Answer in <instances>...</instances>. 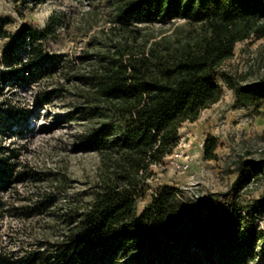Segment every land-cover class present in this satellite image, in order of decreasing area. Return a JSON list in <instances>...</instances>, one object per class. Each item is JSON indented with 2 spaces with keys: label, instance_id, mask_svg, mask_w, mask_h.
<instances>
[{
  "label": "trees",
  "instance_id": "1",
  "mask_svg": "<svg viewBox=\"0 0 264 264\" xmlns=\"http://www.w3.org/2000/svg\"><path fill=\"white\" fill-rule=\"evenodd\" d=\"M88 1L93 8L81 26L90 38L75 60L46 46L65 28L61 14L44 28L24 25L18 33L0 16V36L8 38L0 95L5 84L61 76L65 81L46 94L75 99L69 117L85 120L78 147L101 156L87 198L69 192L67 174L21 169L13 159L19 154L8 156L0 145V189L26 179L53 186L19 192L22 204L0 196V237L6 215L19 221L9 225L18 245L0 247V264H264V197L236 200L252 180H264V160H246L234 193L190 204L182 187L164 183L138 210L152 188L151 167L177 149L183 124L222 99L221 76L236 90L235 107L261 113L264 76L244 84L223 65L239 42L264 37V0H109L108 12ZM159 23L175 29L157 32ZM2 103L10 120L29 114L9 97ZM218 146L209 135L205 157L217 159Z\"/></svg>",
  "mask_w": 264,
  "mask_h": 264
},
{
  "label": "rangeland",
  "instance_id": "2",
  "mask_svg": "<svg viewBox=\"0 0 264 264\" xmlns=\"http://www.w3.org/2000/svg\"><path fill=\"white\" fill-rule=\"evenodd\" d=\"M108 1L96 0L105 12H108ZM91 8L93 5L88 0H0V16L14 33H18L24 25L44 28L54 13L66 18L67 23L61 29L60 37L49 39L46 46L49 52L67 54L74 60L82 54L90 38V33L87 35L85 29H82L81 22L83 13ZM101 14L102 23L105 13ZM94 22H99V16ZM184 23L181 20L175 25ZM175 25L159 23L153 28L157 32L168 30L171 33ZM7 41L8 38L0 36V64ZM223 69L237 82L244 84L262 78L264 37L252 36L239 42L235 56L224 63ZM58 80L65 81L58 75L54 78H31L28 82L19 80L18 83L4 85L5 95H0V145L6 146L5 152L8 156L14 155L13 151L19 154L18 157H13L21 162L19 168L31 166L37 170L67 174L71 178L69 192L85 194L90 198L98 178L101 156L99 152L78 147V134L85 129L82 127L85 120L80 119L73 123L69 117L75 108V99H60L46 94L57 86ZM219 80L224 91L222 99L203 110L197 121L185 122L181 128V142L174 153L168 155L162 163L151 167L153 175L149 182L152 188L146 197L140 199V212L152 202L156 187L164 183L182 187L188 194L190 204H196L192 201L198 196L230 191L234 193L233 185L246 165V160H264V106L261 113H255L250 108L235 107L236 90L230 87L224 77L221 76ZM42 94H45L44 98L40 97ZM6 97L14 104L27 108L28 116L17 117L18 120L8 119V105L2 103ZM10 125L11 129L8 127ZM209 135H214L219 140L217 159L205 157L204 144ZM194 155L196 156L191 166L183 171L179 164L182 165ZM41 188L53 186L48 182L43 184L30 179L20 180L12 186L0 189V196L8 199V205L22 204V199L18 197L19 192L22 195L31 194ZM237 194L236 200L239 202L264 197V180H252ZM1 221L5 222L0 247L18 245L11 238L9 225L18 226L19 221L7 215Z\"/></svg>",
  "mask_w": 264,
  "mask_h": 264
},
{
  "label": "built area",
  "instance_id": "3",
  "mask_svg": "<svg viewBox=\"0 0 264 264\" xmlns=\"http://www.w3.org/2000/svg\"><path fill=\"white\" fill-rule=\"evenodd\" d=\"M195 156L196 155H194L191 159L186 160V162H184L182 165L179 164V166L183 168V171H186L191 166L192 162L194 161ZM203 196H198L197 199L194 202L192 201V203H197L198 199L202 198Z\"/></svg>",
  "mask_w": 264,
  "mask_h": 264
}]
</instances>
